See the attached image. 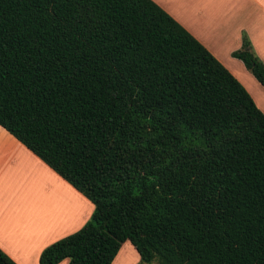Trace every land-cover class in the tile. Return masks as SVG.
<instances>
[{
	"label": "trees",
	"instance_id": "1",
	"mask_svg": "<svg viewBox=\"0 0 264 264\" xmlns=\"http://www.w3.org/2000/svg\"><path fill=\"white\" fill-rule=\"evenodd\" d=\"M0 127L93 205L38 264H264V115L151 0H0Z\"/></svg>",
	"mask_w": 264,
	"mask_h": 264
},
{
	"label": "crops",
	"instance_id": "2",
	"mask_svg": "<svg viewBox=\"0 0 264 264\" xmlns=\"http://www.w3.org/2000/svg\"><path fill=\"white\" fill-rule=\"evenodd\" d=\"M244 88L264 115V90L230 55L241 36L264 66V0H151ZM93 205L0 127V251L14 264L79 230ZM123 242L111 264H139ZM58 264H67L64 259Z\"/></svg>",
	"mask_w": 264,
	"mask_h": 264
}]
</instances>
